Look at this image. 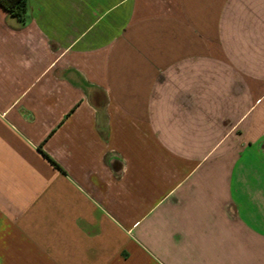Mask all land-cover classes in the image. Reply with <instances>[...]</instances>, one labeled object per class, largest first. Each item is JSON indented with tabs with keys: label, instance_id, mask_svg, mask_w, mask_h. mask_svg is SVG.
<instances>
[{
	"label": "crops",
	"instance_id": "0c3cea01",
	"mask_svg": "<svg viewBox=\"0 0 264 264\" xmlns=\"http://www.w3.org/2000/svg\"><path fill=\"white\" fill-rule=\"evenodd\" d=\"M0 5V264H264V0Z\"/></svg>",
	"mask_w": 264,
	"mask_h": 264
},
{
	"label": "trees",
	"instance_id": "16d2710c",
	"mask_svg": "<svg viewBox=\"0 0 264 264\" xmlns=\"http://www.w3.org/2000/svg\"><path fill=\"white\" fill-rule=\"evenodd\" d=\"M0 5L22 24L29 21L28 0H0Z\"/></svg>",
	"mask_w": 264,
	"mask_h": 264
}]
</instances>
